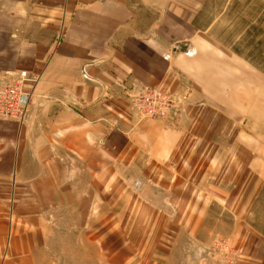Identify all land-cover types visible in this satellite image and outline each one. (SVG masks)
<instances>
[{
	"label": "crops",
	"instance_id": "0c3cea01",
	"mask_svg": "<svg viewBox=\"0 0 264 264\" xmlns=\"http://www.w3.org/2000/svg\"><path fill=\"white\" fill-rule=\"evenodd\" d=\"M208 1L0 0V87L26 71L32 94L24 122L0 119V264H59L53 218L86 264L84 234L127 231L137 211L164 243L144 263L229 239L232 264H264V231L247 223L264 190V77L206 35ZM141 85L178 95L170 118L131 108ZM101 248L109 264L134 259Z\"/></svg>",
	"mask_w": 264,
	"mask_h": 264
},
{
	"label": "rangeland",
	"instance_id": "374dc122",
	"mask_svg": "<svg viewBox=\"0 0 264 264\" xmlns=\"http://www.w3.org/2000/svg\"><path fill=\"white\" fill-rule=\"evenodd\" d=\"M208 2L207 11L211 14L204 16L203 18L207 26L206 28H209V31L206 32V35H209L211 40L215 39L217 43L215 41L214 42L217 45L220 43L224 45V48L227 50V52L232 53L233 56L237 54L244 58L247 63H249L251 71H254L256 74V77L251 75V81H255L258 76L263 78L264 0H209ZM259 103L260 101H258V104ZM171 114L168 116V118H170ZM155 118L160 119L158 117ZM258 198L259 199L257 201H259V204L255 206L254 210L257 218H255L253 221H247V223L250 226H253V223L257 224L259 229L261 228V230L264 231V190L260 192V196ZM24 207L26 206L14 205L15 214L22 213ZM258 212L260 215H258ZM146 216L148 218V213H146ZM143 217L145 216L142 211H137V213L133 214L132 220L134 222L127 231L123 230L122 232V230L119 229L116 231L100 229L95 233L92 232V230H90V232H86L84 234L85 236L83 237V241L86 244L84 252L87 255L86 264H109L104 258L106 255L110 256L109 250L103 251L101 245L104 246V244L107 243L108 246L110 241L115 242V244H117L119 247V250H123V252L126 251L132 257H134V259H132V261H130L128 264H149V261L144 263L139 260V257L146 252H149L150 254L154 253V255L159 257V254H162L161 246H163L164 243L159 241L160 239L156 233L157 228L156 226H153L155 221L152 220L153 223L151 226L152 221L149 224L145 221V219H143ZM83 219H87V217ZM51 221L53 228H55V230L58 232L56 235V240L69 243V248H66V250L64 248L65 252L62 253L61 250L56 251V254L58 255L64 254L61 259L56 261H59V264H78V262L82 259H80L78 256L81 249H78L81 240L80 235L77 232H71L70 230L68 233H65L63 227H61L64 226V224L61 225L56 218H53ZM99 240L102 242L101 245L97 243ZM182 243H184V245H188V242ZM194 245V249L191 250V256L187 258L190 250L187 253L183 246L180 247L178 244H176L175 246H177V250H174L173 252H176L178 257L175 258L174 256V259H170V264H197L199 260L197 258L195 259L193 256L199 247L204 249V254L207 250L219 254V258L223 263L232 264L236 261V248L229 239H225L224 241L215 239L211 243L210 248L202 246L198 243L193 244V246ZM167 246L168 243L166 247ZM124 248L127 249L125 250ZM170 252L171 250L168 252V254ZM97 254L98 257H100V261L96 260V262H94ZM159 261L164 263L165 259H160Z\"/></svg>",
	"mask_w": 264,
	"mask_h": 264
},
{
	"label": "built area",
	"instance_id": "2783aa9c",
	"mask_svg": "<svg viewBox=\"0 0 264 264\" xmlns=\"http://www.w3.org/2000/svg\"><path fill=\"white\" fill-rule=\"evenodd\" d=\"M29 81L27 72L21 71L13 82L0 87V119L24 122L32 96L25 88ZM183 96L187 97V94ZM178 98L165 89L141 85L130 94L129 104L140 118L163 119L173 112Z\"/></svg>",
	"mask_w": 264,
	"mask_h": 264
},
{
	"label": "water",
	"instance_id": "95a60500",
	"mask_svg": "<svg viewBox=\"0 0 264 264\" xmlns=\"http://www.w3.org/2000/svg\"><path fill=\"white\" fill-rule=\"evenodd\" d=\"M204 249L203 248H201V247H199V248H197V250H196V253L194 254V258L196 259H199V258H201L203 255H204Z\"/></svg>",
	"mask_w": 264,
	"mask_h": 264
}]
</instances>
